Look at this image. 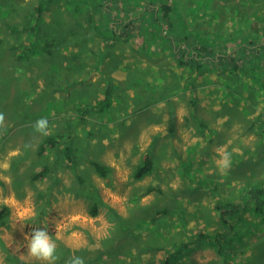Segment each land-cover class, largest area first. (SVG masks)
I'll return each mask as SVG.
<instances>
[{
    "label": "rangeland",
    "instance_id": "obj_1",
    "mask_svg": "<svg viewBox=\"0 0 264 264\" xmlns=\"http://www.w3.org/2000/svg\"><path fill=\"white\" fill-rule=\"evenodd\" d=\"M41 1L0 0V213L8 209L0 217V264H12L13 257L47 264L27 253L25 236L33 229L46 230L55 242L53 264H69L73 256L84 264H264L258 263L264 242L255 243L259 234L264 239L260 195L244 193L246 180L257 183L251 189H264V161L248 162L246 173L233 168L255 159L251 147L264 141L258 128L264 116L263 57L254 68L247 60L236 73L230 67L223 75L217 68L198 74L179 66L168 40L175 33L204 38L221 52H237L255 39L264 43V0H157L173 10L171 22H162L164 31L151 19L155 0H114L108 15L102 9L97 14L93 0H49L38 19ZM146 6L148 22L134 36L117 38V24L110 26L125 18L122 11L136 16ZM201 29L212 35H201ZM94 78L97 86H88L86 79ZM182 84L186 95L169 90ZM108 89L109 101L98 103ZM144 110L148 126L139 124L145 116L136 117ZM40 119L48 121L47 135L35 130ZM205 132L212 143L208 150L198 138ZM48 138L53 142L44 145ZM227 139L229 166L206 168L221 160L217 149ZM147 153L154 169L136 178ZM90 160L111 168L109 176L97 174ZM39 171L44 177L33 181ZM188 187L206 188L207 203L186 199ZM216 202L239 203L229 225ZM203 234L215 244L200 241ZM231 236L238 238L231 242ZM179 250L182 257L175 259ZM208 257L214 260L207 263Z\"/></svg>",
    "mask_w": 264,
    "mask_h": 264
},
{
    "label": "trees",
    "instance_id": "obj_2",
    "mask_svg": "<svg viewBox=\"0 0 264 264\" xmlns=\"http://www.w3.org/2000/svg\"><path fill=\"white\" fill-rule=\"evenodd\" d=\"M102 1V4H100L98 2V0H93L94 3H96L98 5V8H96L97 14H101L102 10H105V12L107 13V15L112 12V2L114 0H100ZM47 2H49V0H42L39 3V6L37 8V18H41L44 15L45 9L47 7ZM111 4V5H109ZM213 5V3H211ZM219 6H212L213 10L215 9V11H218V9L220 8V4H217ZM151 7V15H152V22H156V25H158L159 27H161V29L163 30V21L164 22H171V17L170 15L172 14L173 10L171 5L169 4H161L160 2H158L157 0L152 1V3L149 5ZM146 6L144 8L143 11H141V13H137L136 16H130L128 11H122L123 15H125V18H119V22L115 23V25H113L110 27H114L117 24L116 29H114V33L116 35L117 38H126V37H131L132 35L134 36V33L138 32V29L140 28V24L142 21H144L143 24H146L148 22V16H147V10L148 7ZM211 6V5H210ZM116 14H118V11L115 10ZM161 12V13H160ZM39 13V16H38ZM114 14V15H116ZM127 16V17H126ZM117 17L111 18V19H116ZM139 21V22H138ZM113 22V21H112ZM111 23V22H109ZM142 25V24H141ZM170 28L172 30H174V25L172 24L170 26ZM207 28V27H205ZM144 30V29H143ZM141 30V31H143ZM160 31V29H159ZM164 31V30H163ZM175 31V30H174ZM205 29H201L199 32L201 33V35L203 34L204 36L208 35H212L211 33H205ZM176 34V33H175ZM175 34L171 37H169L170 39H168L172 45H175L176 47H174L173 49V54H174V58L176 59V62L179 64V66L185 67V68H190L192 71H195L196 73L199 74V72L201 73H205L206 70H209L211 72H213V68L217 67L218 70L222 69V75L223 73L227 72L228 69L230 67L231 68V73H236L238 71H240V69H242L245 66V62H247V60L250 61L251 65H247V66H251V67H255V63L257 62V58L261 55L263 57V63L262 66L264 67V51H256V55L254 52L255 50H259V48L264 49V43H259L258 41H247L245 43L242 44L241 48H238L237 52H221L218 50L214 49V43L209 42L207 40H205L204 38H201L200 40H196L194 38H191L190 36H183L184 34H182L181 36H175ZM2 44V43H0ZM248 44H251L250 47ZM1 49V47H0ZM218 51V52H217ZM222 51H225L222 49ZM252 54V55H251ZM251 55V59L250 56ZM253 65V66H252ZM253 67V68H254ZM253 68H249L246 71H250ZM199 71V72H198ZM260 71V70H259ZM114 89V88H113ZM112 93V89H108L106 91V95H105V99L107 102L109 101V97ZM97 105V104H96ZM258 128L262 129V134H263V138H264V116H261V120L259 123ZM53 138H48L46 143L44 145H48L51 144L53 142ZM264 143V142H263ZM46 146L43 147V149ZM262 147L260 148L259 152L261 154V156L264 157V149L261 150ZM84 151H87V147H83ZM65 155L67 157L68 163L70 165H75L76 164V159H75V155L73 153V150L71 147L66 146L65 147ZM91 165L93 166V168L95 169V171L97 172V174H99L101 177L103 178H107L109 176V172L111 171V168H109L108 166L103 165L102 163L95 161V160H90ZM154 159L152 158V156L147 153L145 155V157L143 158L141 165H139L134 173L136 178H143L145 175H148L149 173L152 172V170L154 169ZM45 173L44 171H39L36 172L32 175V180L33 181H37L39 179H41L42 177H44ZM258 195H260L259 197H256V199H259V204L258 207L262 210H259V212H264V189L260 188L257 190ZM262 195V196H261ZM221 205V206H220ZM223 205V207H222ZM216 209L221 211V218L224 220V222H226L228 224L229 222V217L232 213H234L236 211L235 207L231 204H222V203H217L215 205ZM5 211L0 213V217L1 218H6L7 213H8V209L4 208ZM92 212L94 215L97 214V205L93 206ZM229 225V224H228ZM206 238L207 241H202V242H206V243H210L211 245H214L215 242L214 241H210L208 242V238L207 235H202L201 239ZM238 237H233L231 236V242L234 239H237ZM184 249V248H181ZM189 248L187 247V250ZM183 251H178L176 255H174L173 257L175 259H179L182 257ZM12 264H33V263H27L23 260H20L16 257H13L11 260ZM259 263H264V260H260L258 261Z\"/></svg>",
    "mask_w": 264,
    "mask_h": 264
},
{
    "label": "crops",
    "instance_id": "obj_3",
    "mask_svg": "<svg viewBox=\"0 0 264 264\" xmlns=\"http://www.w3.org/2000/svg\"><path fill=\"white\" fill-rule=\"evenodd\" d=\"M175 59V58H174ZM65 65H68V67H71L70 66V64H65ZM184 68V67H183ZM215 68H217V67H215ZM218 69V68H217ZM192 71V70H191ZM220 71V69L217 71V72H219ZM199 72V71H198ZM118 75L119 76H122V74H121V71L120 70H118ZM214 76H215V78L217 79V80H214V81H216V82H220V79H219V76H216L215 74H214ZM164 79H162V81H163ZM81 81H82V79H81ZM86 82H87V84H88V86H91V85H93L94 83L96 84V82H97V79H86ZM189 84V83H188ZM220 84V83H219ZM96 86H97V84H96ZM185 85L184 84H182V86H178V85H175V86H173L172 88H170L169 90H172V91H176V92H181V94L182 95H184L185 93L184 92H182L181 91V89L184 87ZM96 88V87H95ZM165 88L167 89L168 88V84L165 86ZM189 90L191 91V93H192V95H194V97H196V89L195 88H193V89H191V88H189ZM183 91H187V90H183ZM128 95H130V94H128ZM186 95V94H185ZM98 103H101L105 98L103 97V96H99L98 98ZM132 99V97L130 98H128V101H130ZM189 102V104L192 106V109H195L196 108V104H197V102L193 99V97L191 96V98L188 100ZM135 102V101H134ZM136 103V102H135ZM219 104V103H218ZM218 104H216V105H218ZM171 105V104H170ZM144 109V108H143ZM191 109V113L192 112H194L193 110ZM218 110H222L223 108L221 107V106H219L218 108H217ZM233 114V113H232ZM148 114H146L145 113V110L143 111V112H141V113H139L136 117L137 118H139V119H143L144 118V116H145V118L143 119V120H141L140 122H139V124L141 125V123H144L145 124V126H148L149 124H150V122H149V120H148V118L146 117ZM117 118L118 119H120L121 120V118H123L122 117V115H121V117H119V116H117ZM224 119H225V117H223V118H221L220 120H219V123H222L223 121H224ZM130 123V122H129ZM201 125H202V122H201ZM204 126H207L206 125V123L204 122ZM173 131V128H169V133H171ZM165 133H167L168 134V132L166 131ZM201 136L200 137H198V138H201V139H203L204 141H203V147L204 148H206V150H208V149H210V147L212 146V143H211V141H210V139L207 137V132H205L204 134H200ZM246 137H247V135H246ZM245 136H243V138H246ZM230 140L229 139H227L226 140V142L224 143V144H222V145H220V148L221 147H223V148H226V146L228 145V144H230ZM264 142V141H263ZM216 146V145H215ZM264 146V143L263 144H259V146L257 147V145H256V147H251V152H254L255 153V155H256V158L255 159H250V161H245V163H243L242 165L239 163V162H235L234 164H233V168H234V170L235 171H241L240 169H242V171L244 172V173H246V164L248 163V162H252V163H254V164H257V158H262L263 160H261L262 162L264 161V157L263 156H261V154H260V152H259V150H260V148L261 147H263ZM227 149H228V146H227ZM256 151V152H255ZM241 152V151H240ZM258 153V154H257ZM222 159V158H221ZM239 160H241L242 161V159H241V157H240V159ZM214 160H212L210 163H208L207 162V164L205 165L206 166V168H208V166H210L212 169H213V171H216L217 169H218V166H219V164L217 163V161H216V163H214L213 162ZM252 163H249L248 165H249V167H252V170L254 169V166H253V164ZM264 163V162H263ZM154 166H155V164H154ZM231 166V165H230ZM243 167H244V170H243ZM207 173H210L209 171H207ZM250 176V175H249ZM214 181L216 182V184H218V183H220L221 182V180H218V178L216 177V178H214ZM233 184H235V183H233ZM244 184L246 185V188H245V190H244V193H246V196L251 192V195L253 196V197H255V192L258 190V188L256 187V188H254V189H251L252 187H255V186H257V183H255V182H250V183H248V180H246V182H244ZM189 185H192V186H195V185H193V183L192 184H189ZM247 186L248 187H250V189H247ZM207 189L206 188H204V189H195L194 187H188L187 188V193H186V195H185V197H186V199H189V200H191L192 201V203L193 202H196V206H199V205H201V203H203V204H205V203H207V200H206V193H205V191H206ZM196 192L198 193V194H196ZM204 194H206L205 196H203ZM239 194H240V192H239ZM199 197H201V201H197V199L199 198ZM243 199H245V197L243 198ZM243 199H242V202H243ZM217 203V202H216ZM218 203H220V202H218ZM234 203V202H233ZM230 204V203H229ZM235 205H237V204H239V203H234ZM233 204V206L235 207V205ZM214 205H216V204H214ZM193 207V206H192ZM216 208V207H215ZM236 209V208H235ZM181 211H186V209L185 208H182V210ZM234 214H238V211L236 210L234 213H232L231 214V216L232 215H234ZM188 220V219H187ZM184 225V228L185 227H187L186 225H187V221H183L182 222V226ZM254 242V241H253ZM263 242H264V239H260V234L257 236V239H255V243H256V246H258L259 247V245L260 244H263ZM212 260H214V259H212L211 257H208L207 258V263H210ZM215 260H217V258L215 259ZM260 260H262V257L261 258H259V260L258 261H260ZM259 263V262H258ZM220 264H221V262H220Z\"/></svg>",
    "mask_w": 264,
    "mask_h": 264
},
{
    "label": "clouds",
    "instance_id": "obj_4",
    "mask_svg": "<svg viewBox=\"0 0 264 264\" xmlns=\"http://www.w3.org/2000/svg\"><path fill=\"white\" fill-rule=\"evenodd\" d=\"M3 116L0 115V123L3 122ZM48 121L46 119H40L36 122L35 130L38 133L47 135ZM217 152L221 155L222 159L217 161L221 166V170L226 169L229 166L230 155L226 152L225 148L221 147L217 149ZM27 253L41 262H47V264H53L57 259L56 244L52 241L49 233L46 230L33 229L32 232L25 236ZM69 264H84L82 257L73 256L69 260Z\"/></svg>",
    "mask_w": 264,
    "mask_h": 264
},
{
    "label": "bare ground",
    "instance_id": "obj_5",
    "mask_svg": "<svg viewBox=\"0 0 264 264\" xmlns=\"http://www.w3.org/2000/svg\"><path fill=\"white\" fill-rule=\"evenodd\" d=\"M231 53V52H230ZM221 206V205H220ZM222 207H223V205H222ZM11 219H12V217H11ZM12 225V224H11ZM18 245V244H17Z\"/></svg>",
    "mask_w": 264,
    "mask_h": 264
}]
</instances>
